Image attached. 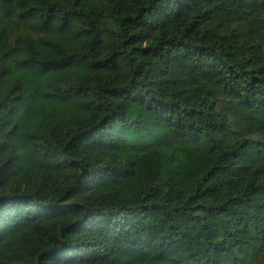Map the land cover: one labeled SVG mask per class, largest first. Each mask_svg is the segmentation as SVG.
<instances>
[{
	"label": "trees",
	"instance_id": "16d2710c",
	"mask_svg": "<svg viewBox=\"0 0 264 264\" xmlns=\"http://www.w3.org/2000/svg\"><path fill=\"white\" fill-rule=\"evenodd\" d=\"M0 264H264V0H0Z\"/></svg>",
	"mask_w": 264,
	"mask_h": 264
},
{
	"label": "rangeland",
	"instance_id": "374dc122",
	"mask_svg": "<svg viewBox=\"0 0 264 264\" xmlns=\"http://www.w3.org/2000/svg\"><path fill=\"white\" fill-rule=\"evenodd\" d=\"M15 20V14L11 6L0 7V38L3 41L7 40L6 25Z\"/></svg>",
	"mask_w": 264,
	"mask_h": 264
}]
</instances>
